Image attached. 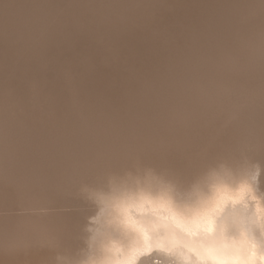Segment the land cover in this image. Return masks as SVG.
<instances>
[{
	"label": "bare ground",
	"instance_id": "obj_1",
	"mask_svg": "<svg viewBox=\"0 0 264 264\" xmlns=\"http://www.w3.org/2000/svg\"><path fill=\"white\" fill-rule=\"evenodd\" d=\"M242 184L264 194V0H0V264L205 245L252 225Z\"/></svg>",
	"mask_w": 264,
	"mask_h": 264
},
{
	"label": "clouds",
	"instance_id": "obj_2",
	"mask_svg": "<svg viewBox=\"0 0 264 264\" xmlns=\"http://www.w3.org/2000/svg\"><path fill=\"white\" fill-rule=\"evenodd\" d=\"M245 194L256 202L252 225L247 228L221 217L215 221L214 236L205 245L186 246V250L145 228L131 236L121 231L104 244L103 258L91 264H264V245L250 239L253 228L264 236V194L256 196L252 186L242 184L233 190L229 203L243 202ZM199 226L205 234L213 233V216L203 217Z\"/></svg>",
	"mask_w": 264,
	"mask_h": 264
}]
</instances>
